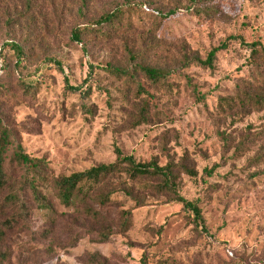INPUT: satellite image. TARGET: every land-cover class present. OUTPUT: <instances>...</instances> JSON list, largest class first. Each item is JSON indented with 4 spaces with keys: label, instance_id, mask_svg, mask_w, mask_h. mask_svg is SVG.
<instances>
[{
    "label": "rangeland",
    "instance_id": "1",
    "mask_svg": "<svg viewBox=\"0 0 264 264\" xmlns=\"http://www.w3.org/2000/svg\"><path fill=\"white\" fill-rule=\"evenodd\" d=\"M124 1L0 0V109L26 153L44 159L56 177L113 163L115 146L141 162L157 158L165 165L168 155L176 163L187 158L199 176L182 174L179 191L199 199L207 232L189 223L181 205L149 190L140 192L146 206L134 210L130 231L100 243L91 225L82 227L73 209L52 199L55 215L29 207L9 228L10 214L0 213V264H264V110L233 116L221 109L247 79L250 51L235 43L218 54L214 72L191 67L165 88L150 89L153 118L132 128L130 115L140 101L132 92L128 102L123 83L104 70L109 63L125 64L122 35L109 43L94 36L85 44L70 41L82 11L87 21ZM151 1L155 11L132 20L134 39L158 26V10L180 9L157 29L156 61L183 52L205 59L231 35L264 45V0H204L214 10L210 15L187 12L189 0ZM9 41L26 43L32 53L47 48L44 53L53 59L39 61V74L25 78L36 88L29 97L23 96V75L14 68ZM76 87L86 97L71 90ZM216 165L213 176L204 175ZM134 206L118 194L109 222Z\"/></svg>",
    "mask_w": 264,
    "mask_h": 264
},
{
    "label": "trees",
    "instance_id": "2",
    "mask_svg": "<svg viewBox=\"0 0 264 264\" xmlns=\"http://www.w3.org/2000/svg\"><path fill=\"white\" fill-rule=\"evenodd\" d=\"M85 1V0H84ZM204 0H189V6L184 9L193 14H211L213 9L204 7ZM155 3L151 0H125L114 10L104 13L100 17L85 20L84 12L80 14L81 22L76 24L70 32V41L76 44H85L89 36L111 42L122 35L125 51L124 65L109 63L104 70L112 75L116 81L123 83L125 98L130 102V94L134 92V112L130 115L132 128L149 125L152 120V109L155 100L154 92L150 89L165 88L172 78H176L188 68L198 67L211 72L215 71L217 57L220 52L227 51L231 45L239 44L250 51V71L247 79L238 83L235 95L222 103L221 109L227 115H249L264 110V45L260 42L247 43L240 35L227 37L218 47L213 48L204 59L199 54L183 52L175 58H168L161 62L155 60L159 43L156 40L158 27L166 20L174 17L180 9L162 14L158 10V26L149 29V35L142 39H134L132 20L140 17L145 11H152ZM152 9V10H151ZM155 10H153L154 12ZM147 16L151 14H145ZM152 16L155 17L153 14ZM156 22V21H155ZM125 27L124 31H122ZM26 43L7 42L6 48L12 52L15 59V70L23 75L19 78L23 96H31L35 87L25 82L27 76L39 74L42 63L52 62L50 55L32 53ZM48 52V51H47ZM44 60V61H43ZM6 71V65H3ZM61 68V67H60ZM92 72L94 67L91 66ZM188 82L192 80L187 78ZM1 86V85H0ZM81 87L72 88L81 96L86 93ZM149 88V90H148ZM197 100L203 102L204 97ZM155 118L156 115H153ZM168 161L161 165L157 158L149 162L137 161L133 155H125L115 146V161L110 164H100L85 171L75 172L69 176L56 177L51 173L44 159L33 158L26 153L21 145L15 130L5 121L0 109V213L7 218L6 227L18 221L20 212L28 211L29 207L41 211L46 215H55L52 199L58 200L66 209H73L77 216L76 221L82 226H92L95 229L97 241L107 243L117 234H125L133 227L134 210L145 207V200L140 192L149 190L157 195L166 197L168 203H176L189 213V223L201 232H207L206 220L200 208L199 199L188 200L180 194L178 180L182 174L191 179H197L199 173L187 158L176 163L170 155ZM219 165L205 169L204 175L211 177ZM123 194L135 204L134 208L120 210L115 222H109L115 196ZM29 197L32 204L29 205ZM200 227H202L200 229ZM162 231V228L161 230ZM146 262V260H145Z\"/></svg>",
    "mask_w": 264,
    "mask_h": 264
}]
</instances>
